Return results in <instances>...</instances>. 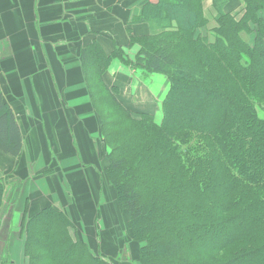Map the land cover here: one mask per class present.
<instances>
[{
  "label": "trees",
  "instance_id": "16d2710c",
  "mask_svg": "<svg viewBox=\"0 0 264 264\" xmlns=\"http://www.w3.org/2000/svg\"><path fill=\"white\" fill-rule=\"evenodd\" d=\"M205 1L141 2L140 21L153 32L131 41L141 46L136 65L168 74L170 82L157 111L130 106L106 82L114 59L129 62V45L107 55L93 42L81 56L91 109L102 120L98 137L109 148L105 181L125 213L130 240L141 244L140 264H190L186 250L195 246L230 256L225 263L194 264H264V0H211L209 15ZM240 4L242 14L235 12ZM104 101L114 109H97ZM117 115L129 129L113 142L107 133ZM0 151L14 157L24 151L22 126L1 85ZM175 189L180 203L172 199ZM4 196L0 180V210ZM237 221L256 227L219 245L197 246ZM75 228L53 205L28 217L21 230L29 264H109Z\"/></svg>",
  "mask_w": 264,
  "mask_h": 264
},
{
  "label": "crops",
  "instance_id": "0c3cea01",
  "mask_svg": "<svg viewBox=\"0 0 264 264\" xmlns=\"http://www.w3.org/2000/svg\"><path fill=\"white\" fill-rule=\"evenodd\" d=\"M141 2L0 0V85L24 134L20 157L0 151V180L5 184L0 221L3 228L7 225V235L14 234L15 239H10L14 246H24L23 222L48 205L68 214L80 238L98 249L97 256L115 258L124 238L130 240L127 229L120 230L125 213L111 196L104 200L107 195L98 191L108 161L97 152L100 139L90 131L95 119L81 56L93 42H98L107 55L129 45L125 50L129 62L114 59L106 71V82L117 85L124 99L133 93L135 98L127 103L130 106L139 101L149 111L159 109L162 101L144 83L147 74L153 72L136 65L141 46L131 42L153 32L149 22L140 21ZM235 9L242 14V8ZM151 103L155 105L151 107ZM86 110L92 117H85ZM84 122L90 126L88 137L83 133ZM105 152L107 156L109 150ZM8 176L16 181L17 189L11 202ZM92 185L94 193H90ZM16 214L17 230L12 232L8 222ZM113 219L116 222L112 224ZM84 229L94 230V236ZM121 231L123 237L116 234Z\"/></svg>",
  "mask_w": 264,
  "mask_h": 264
},
{
  "label": "rangeland",
  "instance_id": "374dc122",
  "mask_svg": "<svg viewBox=\"0 0 264 264\" xmlns=\"http://www.w3.org/2000/svg\"><path fill=\"white\" fill-rule=\"evenodd\" d=\"M211 2L212 1L209 0L205 3V7L207 8V14L208 15L211 11H213V8L209 7ZM239 8H242V4H240ZM212 24H213V22H212ZM205 33H206V30H205ZM243 35L249 39H252V35H248L247 32H243ZM211 39H213V37ZM168 80H169L168 74L148 73L146 80L144 81V83L150 87V91L153 92L156 95V97L159 99L160 103H161L162 99L164 98L165 94L167 93V89H168L167 87L169 84ZM162 88H166V90H162ZM133 95H134L133 93H130V96H127L126 99H124L123 95H120V98L125 103H130L131 100L133 98H135V96H133ZM144 96L147 97L148 94L147 95L145 94ZM143 102H145V101H143ZM138 104H140V102L136 101V105H138ZM152 104L155 105L154 103H151V107H152ZM96 105H97V109L103 110V112L106 109H111V110L114 109L111 107V104L107 101H104L103 103L100 102L99 104H96ZM144 108H146V107H144ZM157 110H158V108L154 109L153 111H157ZM88 113L85 114L86 118H87V115L91 116V112L89 111ZM92 113H93V116L95 119V123L93 125H90V126H92V130L90 128V131L92 133L96 131L95 132L96 135L99 136L100 129H98V125H99V122L102 120L96 115V113L94 112L93 109H92ZM260 114L262 115V112H260ZM117 116L118 117L116 118V120H119L118 123L116 124L117 126L111 127L107 133L108 136L111 138V141H113V142H114V137H116L115 142L121 140L122 134L127 133L128 129H129V125H128V121L126 120V117H124L123 115H117ZM86 122H87V120H86ZM93 122H94V120L92 118L90 120V123H93ZM97 123H98V125H97ZM90 126H88L85 122H84V125H82V127L84 128L83 133L87 137H88V133H90L87 131V128ZM54 128L56 129L57 127H54ZM83 128H82V130H83ZM115 133H117V134H115ZM105 144H106L105 140L102 138L100 140L99 144L97 145L98 146L97 152H99V155L101 154L102 156L106 157L105 151L107 149L109 150V148L106 147ZM95 158H96V156H95ZM7 179L12 183L10 190L13 191V194L8 195V196H10L8 198V200H10V202H11L14 198V195H16L15 191H17V189L14 185V182H16V181L13 182V178H9V176L7 177ZM98 183H99V188H100V189H98V191H100L102 195H104V194L107 195V197L103 196L104 198L102 197V199H104V200L108 199L112 193L110 190V186L105 181L104 172H102V176L100 178V181H98ZM90 188H91L90 193H94L93 185ZM95 189H97V186H95ZM172 194H173L172 199L173 200L176 199V201L180 203V201L182 200V197L179 195V191L177 189H175V190H173ZM212 196L216 197L213 192H212ZM214 199L218 200L217 198H214ZM83 204L86 205L87 202L83 203ZM16 210L18 211L19 209L17 208V209H15V211ZM207 210H208V208H206L204 206L202 209V213L206 214ZM17 214L12 218V220L10 222H8V228L10 226L9 231L15 232L17 230V228H16V226L18 225ZM115 222H116V220L113 219L112 224ZM125 222H126V217H125V221L124 222L122 221L120 223V230H123V228L125 229V227H124ZM250 223L244 224V221H242L240 223H238V221H237L236 223L233 224V226L231 228H226V230H224L223 232H221L218 235L212 234V233L209 234L200 245H198L199 243H198V241H196L197 246L203 247V246H210V245H219V243H221L222 241H224L228 237L234 235L235 233H238V231L241 233L252 232V231H254L256 226H253V224H250ZM88 230L90 232L89 235L91 237H93L94 236V230H92V229H88ZM88 230L84 229V231H88ZM1 232H3V236L0 237V263L2 262V260H8V264H29V257L26 256L24 253V246H18V244L16 246H14V244H12L10 242V239L11 240L15 239L14 236H12L14 234H12L11 236L7 235L6 234L7 225H6V227L3 228L2 222L0 221V233ZM116 234L120 235L121 237L124 236V232H122V231L119 233H116ZM77 237H80L79 234H77ZM17 239L18 238H16V240ZM124 239H125L123 241L124 246H121V251H119L120 252L119 253L120 259L122 261L116 260V256H115V258H103V256H101V258H103L109 264H140L139 262L137 263V261H138L137 253L140 249L141 244L136 243L137 241L134 242L131 240H127L126 238H124ZM6 240L8 241V243L6 242ZM84 242H86V241H84ZM119 244H121V242ZM90 249H91L93 255L99 254L98 249L95 248L94 246H90ZM184 249H185V247H184ZM229 256H230V253L228 251L211 253L208 249L205 251H204V249H196V246L193 248H189V250H186V257L191 260L190 264H194L195 262H198V261L212 262V263H217V262L222 261L225 263L227 261V259H229ZM240 264H250V261L249 262L242 261Z\"/></svg>",
  "mask_w": 264,
  "mask_h": 264
}]
</instances>
